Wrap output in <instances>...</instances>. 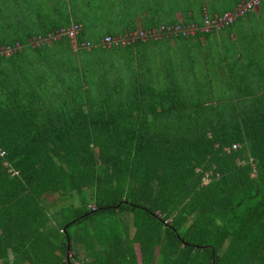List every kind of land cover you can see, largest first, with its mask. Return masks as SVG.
<instances>
[{"label": "trees", "instance_id": "obj_1", "mask_svg": "<svg viewBox=\"0 0 264 264\" xmlns=\"http://www.w3.org/2000/svg\"><path fill=\"white\" fill-rule=\"evenodd\" d=\"M230 1L149 0L141 27ZM28 4L53 17L0 35V264H67V236L68 264H264V34L107 47L124 29L47 39L78 21Z\"/></svg>", "mask_w": 264, "mask_h": 264}, {"label": "crops", "instance_id": "obj_2", "mask_svg": "<svg viewBox=\"0 0 264 264\" xmlns=\"http://www.w3.org/2000/svg\"><path fill=\"white\" fill-rule=\"evenodd\" d=\"M137 1L138 0H98V1H94V5L98 4L96 5V8H99V4L100 5L111 4L112 6L117 5L119 6V8L121 7L127 13H130L128 15L123 13L113 14L111 17L104 15L105 16L104 19L109 20L111 22V25L107 26V28L105 29H111V28L124 29L125 31V29H128V27L137 28L142 26V20L146 13L145 12L146 10L145 11L142 10V7L147 6L149 0H142V1L139 0L138 2ZM28 2H31V0H0V35H6L7 32L20 34L23 31L25 33L27 24L30 25L31 27L38 28L45 26L46 25L44 24L45 21L52 20L53 14L52 15L50 14V16H48L47 14L42 15L41 12L42 8L40 9L39 6H37L36 9L31 8ZM42 2L48 3V6L43 10V12L47 9L50 10V12L51 11L54 12L59 8L56 6L57 4H54L53 1L51 0L49 1L37 0V4H41ZM76 3L79 2H75L73 5H75ZM133 3H137L136 8L134 6H131V4ZM234 3H235L234 0L230 1L229 6L225 8L227 10L224 11L232 10L238 2L236 4ZM83 4H88L87 6H89L90 0L83 1ZM262 4L264 5V0H260L256 9L245 13L241 17H238L231 25L223 29V31L217 30L215 34L216 38L219 39L218 36H221L222 41H226V42L233 41L236 39V37H238V39L244 40V38L249 35L253 36L256 39L261 38L260 33L264 34V13L261 14ZM26 7H28V9H26ZM63 9L67 11L70 20L78 21V23L82 25L83 28L86 27L88 28L93 25L96 26L93 23L84 24L83 23L84 20L79 18L82 16L79 15L78 17H75L76 15L73 9L68 10L67 7L62 8V10ZM26 11L28 13V16H26ZM175 15L177 17V20H180L181 12L177 10L175 12ZM124 31L118 30L115 34H121ZM256 33H258L257 36ZM106 35H112V34L109 33ZM82 44H84V42ZM114 45L117 46L116 44H110L107 47H111ZM238 49L241 50L242 46L232 45V48L229 49V54H228L229 59L235 58L237 55H239V52L237 54L234 53V50H238ZM244 50L246 49L244 48Z\"/></svg>", "mask_w": 264, "mask_h": 264}, {"label": "built area", "instance_id": "obj_3", "mask_svg": "<svg viewBox=\"0 0 264 264\" xmlns=\"http://www.w3.org/2000/svg\"><path fill=\"white\" fill-rule=\"evenodd\" d=\"M260 0H240L235 7L230 11H224L220 14L216 13L213 16H209L208 14H205L204 20L202 25H198L194 22L189 23H174V24H160L157 28H151L150 30H145L142 27H137L135 29H128L125 30L121 34H115V35H105L101 38V43L103 45H110V44H118V43H128L133 42L136 39H145L148 35L155 37H160L162 34L169 35V34H176L178 32L186 35V34H193L196 29L200 30H209L211 28L218 29L226 24H229L232 22L235 17L244 15L247 11L254 10L257 8ZM80 29V24L78 23H72L69 26L61 27L55 32L48 33L46 35L47 39L51 38H58L61 35L65 34L71 39H74L76 33ZM45 37V39H46ZM41 37H35V41L38 42ZM87 45V44H86ZM89 45V44H88ZM91 45V44H90ZM16 47H19L18 42L14 44V46H11V44L8 45H0V53H10L12 50H14ZM232 148L237 147V143L231 144ZM3 151H0V154ZM74 264H80L79 262H74Z\"/></svg>", "mask_w": 264, "mask_h": 264}, {"label": "rangeland", "instance_id": "obj_4", "mask_svg": "<svg viewBox=\"0 0 264 264\" xmlns=\"http://www.w3.org/2000/svg\"><path fill=\"white\" fill-rule=\"evenodd\" d=\"M45 1H49V0H45ZM51 1H53L54 4H57L56 6L59 7L60 9L66 8V7L68 10L73 9L76 15L75 17H78L79 15L82 16L79 18L84 20L83 21L84 24H92V23L95 24L96 26L93 25L88 28L86 27L87 29L86 31L88 32V34H90L91 30L93 29L95 30L97 29L99 30V32H104L106 30L105 28L111 25V22L109 20L104 19L105 16L111 17L113 14H119V13H123L126 15L130 14L124 11L121 7L119 8V6L117 5L112 6L111 4L109 5L99 4V8H96V5L98 4L94 5V1H98V0H90L89 6H87L88 4H83V1L85 0H51ZM75 2H79V3H76L75 5H73ZM136 5L137 3L131 4V6H134L135 8H136ZM145 8L146 7L143 6L142 10ZM85 44H87V47H90V44H92V42L85 41ZM90 206H92V204H90ZM77 255L79 259H82L84 256L83 249H79L77 252Z\"/></svg>", "mask_w": 264, "mask_h": 264}, {"label": "water", "instance_id": "obj_5", "mask_svg": "<svg viewBox=\"0 0 264 264\" xmlns=\"http://www.w3.org/2000/svg\"><path fill=\"white\" fill-rule=\"evenodd\" d=\"M66 242H67V249H66L67 257H66V260H67V264H68V260H69V247H68L69 239H68V236L66 237Z\"/></svg>", "mask_w": 264, "mask_h": 264}]
</instances>
